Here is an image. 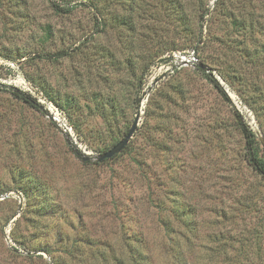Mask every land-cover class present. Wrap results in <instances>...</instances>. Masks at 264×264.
<instances>
[{
    "label": "rangeland",
    "instance_id": "374dc122",
    "mask_svg": "<svg viewBox=\"0 0 264 264\" xmlns=\"http://www.w3.org/2000/svg\"><path fill=\"white\" fill-rule=\"evenodd\" d=\"M0 84L40 104L0 89V264H53L59 235L93 241L82 264L264 258V181L233 116L264 158V0H0Z\"/></svg>",
    "mask_w": 264,
    "mask_h": 264
},
{
    "label": "trees",
    "instance_id": "16d2710c",
    "mask_svg": "<svg viewBox=\"0 0 264 264\" xmlns=\"http://www.w3.org/2000/svg\"><path fill=\"white\" fill-rule=\"evenodd\" d=\"M199 65L204 66L203 64H198L196 66V70L205 76L208 82L212 84L214 89L218 92V94L221 96V98L224 101L231 104L229 97L225 94V92L223 91L222 87L219 85L216 78L213 77L212 71L205 66H204L206 68L205 70L200 69ZM222 77L226 81L224 76ZM0 89L7 90L10 93V95L13 96V98L27 104L34 110H37V111L40 110V104L36 101V99L31 98L29 95L21 91H18L15 88L7 87L2 84H0ZM233 116H234L236 128L244 142L243 160L251 168V170L264 181V158L262 157L260 153L257 138L254 132L252 131V129L243 120L242 115L235 109H233ZM74 153L76 154L77 157L81 156L78 153V151H74ZM25 195L26 197H29L28 193H25ZM37 210L39 212V215H38L39 218H44L45 216L51 215L52 213L51 210L43 208V205L38 206ZM66 241L67 239L65 240V237H62L60 235L54 241L57 246L63 243V248L61 252L66 253V257L55 258V259L50 257L52 259L53 264H82L83 263L82 258L84 257L83 256L84 250L81 249V246L82 247L86 246L91 249V244H93V241H90V240L80 241V244L78 243V245H75L73 243L72 244L69 243L68 245H66ZM239 243L242 245L243 248H245L246 246L249 247V245H247L248 240L245 238L243 239L242 242H239ZM140 244L141 242L139 241V245ZM259 249L260 248L257 242L256 253H259ZM129 251H130L129 252L130 255H128L126 260L121 257L120 258L114 257L113 259H110L112 258L110 257L111 255L110 252L103 248L100 251L96 250V253L94 252V253H88V254L90 257L95 258V262L100 261L102 264H111V260L113 261L112 262L113 264H151L149 257L141 251L140 246H139V251H138V248H133V249L130 248ZM44 252L47 253L48 255H51V251L49 247H46V249H44ZM247 256H248L246 260L248 262L247 264H251V262H255V261L256 262L262 261V264H264V258L260 259L261 258L260 255H255L256 257L252 256L254 260L253 259L251 260L249 258V255ZM178 261L180 264H189V261H186L185 259L181 258V256L180 258H178Z\"/></svg>",
    "mask_w": 264,
    "mask_h": 264
},
{
    "label": "water",
    "instance_id": "95a60500",
    "mask_svg": "<svg viewBox=\"0 0 264 264\" xmlns=\"http://www.w3.org/2000/svg\"><path fill=\"white\" fill-rule=\"evenodd\" d=\"M199 68L200 69H203L205 70L206 68L202 65H199ZM217 80V79H216ZM219 85L222 87L223 91L225 92V94L227 95V91L225 90V88L222 86L221 83H219ZM228 96V95H227ZM136 122H137V119L134 120L131 128L129 129V131L125 134V136L119 141L117 142L113 147H111L109 150H107L106 152L104 153H101L96 161L97 162H102V161H105V160H109L111 158H113L114 156L120 154L124 148L128 145L130 139L132 138L133 136V133L135 132L136 130ZM83 160H87L88 158L86 156H83L82 157Z\"/></svg>",
    "mask_w": 264,
    "mask_h": 264
},
{
    "label": "built area",
    "instance_id": "2783aa9c",
    "mask_svg": "<svg viewBox=\"0 0 264 264\" xmlns=\"http://www.w3.org/2000/svg\"><path fill=\"white\" fill-rule=\"evenodd\" d=\"M57 118H58V116H54V115H52V119H53V121H55V122H58L59 121V119L57 120ZM60 122V121H59Z\"/></svg>",
    "mask_w": 264,
    "mask_h": 264
}]
</instances>
